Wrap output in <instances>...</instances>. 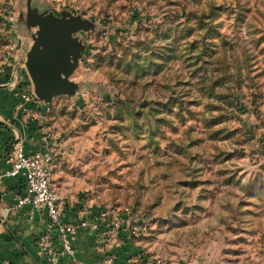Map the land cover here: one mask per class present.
I'll use <instances>...</instances> for the list:
<instances>
[{
	"label": "rangeland",
	"instance_id": "obj_1",
	"mask_svg": "<svg viewBox=\"0 0 264 264\" xmlns=\"http://www.w3.org/2000/svg\"><path fill=\"white\" fill-rule=\"evenodd\" d=\"M27 2L0 0V59L25 83ZM29 4L93 26L73 33L76 89L38 127L51 180L143 217V255L163 264H264V131L249 120L264 109V0Z\"/></svg>",
	"mask_w": 264,
	"mask_h": 264
},
{
	"label": "crops",
	"instance_id": "obj_2",
	"mask_svg": "<svg viewBox=\"0 0 264 264\" xmlns=\"http://www.w3.org/2000/svg\"><path fill=\"white\" fill-rule=\"evenodd\" d=\"M5 61L4 57L0 59V65ZM7 75V71L0 74V264H49L35 247L37 237L45 230L46 220L37 212L31 213L27 206H14L16 198L24 191V182L20 176L4 175L11 166V147L17 134L22 137L26 152L41 149L38 125L45 113L41 107L31 108L27 113L18 111L15 91L3 82ZM260 114H264V109L249 115L256 131H264L261 126L264 116ZM51 182L66 201L63 220L87 223L77 230L73 240L80 264H131L137 255L144 254L141 238H131L125 232L118 242H106L99 237L98 210L68 194L65 181Z\"/></svg>",
	"mask_w": 264,
	"mask_h": 264
},
{
	"label": "built area",
	"instance_id": "obj_3",
	"mask_svg": "<svg viewBox=\"0 0 264 264\" xmlns=\"http://www.w3.org/2000/svg\"><path fill=\"white\" fill-rule=\"evenodd\" d=\"M17 68L16 63L11 67L0 65V74L8 72V80L4 84L15 91L19 99L17 110L27 113L31 108L41 107L46 113L49 110L47 103L34 95L29 79L27 88L24 86L22 73ZM40 123L38 125L40 130H48ZM46 134L44 147L34 152L25 151L23 139L17 134L11 147V166L4 175L20 176L24 182V191L16 198L14 206L16 208L27 206L31 213L37 212L46 220L45 230L35 242L38 252L49 264H80L75 255L73 240L77 230L85 227L87 223L63 220L66 201L58 194L50 179V167L55 160V150L49 145L48 140L53 138V135L51 132ZM96 226L99 229L98 236L106 242H118L122 232L131 238H140L148 232V224L143 217L133 215L127 208L116 209L110 206L98 209ZM131 264L163 263L160 259L139 254Z\"/></svg>",
	"mask_w": 264,
	"mask_h": 264
},
{
	"label": "water",
	"instance_id": "obj_4",
	"mask_svg": "<svg viewBox=\"0 0 264 264\" xmlns=\"http://www.w3.org/2000/svg\"><path fill=\"white\" fill-rule=\"evenodd\" d=\"M23 23L27 29L37 27L32 35L34 43L24 61L34 95L44 103H49L55 96L71 95L76 85L69 81V76L83 50L73 33L93 26L76 17L37 16L29 0Z\"/></svg>",
	"mask_w": 264,
	"mask_h": 264
},
{
	"label": "trees",
	"instance_id": "obj_5",
	"mask_svg": "<svg viewBox=\"0 0 264 264\" xmlns=\"http://www.w3.org/2000/svg\"><path fill=\"white\" fill-rule=\"evenodd\" d=\"M7 71H9V69L7 68ZM8 76V75H7ZM27 76V75H26ZM8 80V77H6L5 79H4V81L3 82H6ZM28 85L29 84V81L27 82V77H26V83L24 82V85Z\"/></svg>",
	"mask_w": 264,
	"mask_h": 264
}]
</instances>
